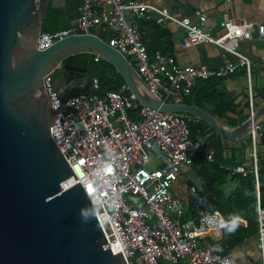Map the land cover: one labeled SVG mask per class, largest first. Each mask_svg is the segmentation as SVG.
<instances>
[{"label": "built area", "instance_id": "2783aa9c", "mask_svg": "<svg viewBox=\"0 0 264 264\" xmlns=\"http://www.w3.org/2000/svg\"><path fill=\"white\" fill-rule=\"evenodd\" d=\"M75 23L54 31H40L36 47L43 50L71 34H93L123 54L148 88L163 102L183 103L197 81L226 77L238 67H246L248 104L254 103L250 84V58L230 46L237 38L252 39L253 31L264 38V27L236 18L222 22L223 33L214 36L189 19H177L164 8L141 0H79ZM159 14L186 31L182 47L211 43L231 53L237 62L224 61L217 68L182 66L175 57L160 52L149 54L142 39L140 22ZM205 21V16H199ZM52 77L45 79V91L58 109L52 135L66 155L75 181L81 183L95 209L113 253L123 250L128 264H237L229 252H217L200 245L206 229L217 226L218 216L205 199L192 190L197 224L183 219L180 200L171 192L181 165L190 164L202 142L191 137L186 114L163 112L140 104L136 96L119 90L101 91L92 77L86 89L62 99L53 89ZM261 124L250 133L253 145ZM257 171L256 151L252 152ZM207 157H213V151ZM235 172L248 170L236 165ZM130 196V200H127ZM257 245L264 264V207L257 205Z\"/></svg>", "mask_w": 264, "mask_h": 264}, {"label": "water", "instance_id": "95a60500", "mask_svg": "<svg viewBox=\"0 0 264 264\" xmlns=\"http://www.w3.org/2000/svg\"><path fill=\"white\" fill-rule=\"evenodd\" d=\"M66 0H0V264H128L113 253L89 196L52 135L58 109L45 79L62 99L83 91L99 71L64 59L89 52L115 67L140 104L192 116L216 133L242 138L264 120V102L240 124L230 126L196 103H167L155 95L118 50L93 34H71L39 50L36 40L48 11ZM74 13V14H72ZM71 24L77 11H71ZM102 92H105L103 90Z\"/></svg>", "mask_w": 264, "mask_h": 264}, {"label": "crops", "instance_id": "0c3cea01", "mask_svg": "<svg viewBox=\"0 0 264 264\" xmlns=\"http://www.w3.org/2000/svg\"><path fill=\"white\" fill-rule=\"evenodd\" d=\"M141 1L166 9L169 14L177 19H189L192 23L214 36L223 33L222 22L229 18L242 19L253 23L255 27H258V25L264 27V0ZM65 2L67 10L64 11L60 9L61 14L58 18L54 17V20H57L58 25L62 28L71 25L73 18L70 12L77 3L76 0H66ZM200 15L205 16V21H200ZM140 31L146 46L148 45L154 52L157 51L164 55L175 57L177 62L182 66L204 65L209 68H217L227 60L237 62V58L234 55L225 53L222 49L211 43H201L187 48L182 47L180 45V40L186 35L185 29L176 25L173 21L163 18L159 14H153L151 19L141 21ZM252 35V39L237 38L230 42V46L240 50L250 58L251 91L254 103L257 106L264 102V38H259L256 30L253 31ZM212 78L216 79L209 80V78L197 81L193 87L195 90L187 101L192 104L197 102L195 99H199L207 106V111L209 110L210 113L217 116L225 124L230 126L240 124L251 113L248 104V77L246 67H238L234 73L226 77ZM89 81H92V79L88 78V82ZM202 89L213 92V95L210 94L212 98H206L207 94L205 97H202ZM187 116L189 117L188 124L191 122L193 126L199 128L198 132L195 133L191 130L190 133L192 138L202 142V148L205 147L206 143H209L207 142L209 136H212V138L218 142L219 148L223 153L220 157L222 161L230 159V154L234 153L237 160H241L238 165L242 164L245 168H251L252 166L255 178L254 193L257 200V210L260 192L258 159H264V139L260 137L264 129V120L260 123L261 130L255 139V145H253L251 132L242 138L223 137L216 133L206 122L189 115ZM210 150H212V147L209 151ZM254 150L257 155L256 172L254 170V163L251 155ZM194 158L192 163L181 165L179 177L171 187L172 194L180 200L183 207V219L191 224H197L198 222V215L194 208L191 191L196 190L200 195L206 193L207 183L205 180L210 173L207 171L205 165L206 162L210 163L214 157L211 159L199 156ZM234 166L236 167V165H233L228 166V168L233 170ZM228 181L229 182L226 183L227 191L232 190L233 185V183L231 185V179ZM208 209L217 214L219 222L221 219H224L218 209L210 206H208ZM240 216L246 221V223H242L240 226L247 227L248 222L246 218L242 215ZM226 233L227 231L219 228L218 225L211 226L206 229L204 235L199 237L198 242L200 245L210 247L212 250L220 253L229 252L237 264H262L261 251L257 245V228L241 241L229 245H227L225 241ZM182 264L187 263L186 261H182Z\"/></svg>", "mask_w": 264, "mask_h": 264}, {"label": "trees", "instance_id": "16d2710c", "mask_svg": "<svg viewBox=\"0 0 264 264\" xmlns=\"http://www.w3.org/2000/svg\"><path fill=\"white\" fill-rule=\"evenodd\" d=\"M77 3L75 6H80L79 0H76ZM49 19L46 22H43V31H54L62 28L58 25V21L54 20L56 18V11L53 9H49L48 11ZM147 47L148 53L151 55L154 51ZM152 48V47H151ZM158 48V47H157ZM63 62H67L76 67L83 68H91L99 71V84L101 91L103 90H119L120 86L124 84V79L120 75L119 72L116 71L115 67L102 58L99 55L89 53V52H80L73 55H70ZM91 78L92 77H88ZM216 78H210L209 80H215ZM91 81L87 83L86 89H88ZM212 86V85H211ZM194 88L192 89L191 94L194 92ZM206 89H202L203 94L202 97L210 98L213 92ZM82 91L75 90L71 95H76L81 93ZM129 89H127L124 93H128ZM191 96V95H190ZM185 98L184 102L191 104ZM212 98V97H211ZM196 104L201 108L207 110V106L200 101L199 99H195ZM209 111V110H208ZM264 122V121H263ZM235 126V125H232ZM188 127L190 132H198L199 128L193 126L191 122H189ZM261 138L264 139V129L261 132ZM250 140V139H249ZM208 144H205V147H201L197 152V156L199 157H207V153L209 149L212 147L213 151V160L208 163L206 162L205 167L210 175L206 178L205 182L207 183L206 193L201 194V196L205 199L206 205L212 208L218 209L225 220L229 218L230 215H242L246 218L248 224L247 227L240 226L234 233H226L225 241L227 245L235 244L245 238L249 233H251L257 227L256 221V195H255V178L251 168H246L249 170L246 176L242 174L236 173L228 166L238 165L241 160H237L234 156V153L230 154V159H225L222 161L220 159L221 149L219 148L218 142H216L212 136H209ZM195 159V158H194ZM235 167V166H234ZM231 179L232 190H226V183H228ZM258 179L260 182V192H259V204L261 207H264V159H258ZM239 215V216H240ZM218 252V251H217Z\"/></svg>", "mask_w": 264, "mask_h": 264}, {"label": "clouds", "instance_id": "9594fccd", "mask_svg": "<svg viewBox=\"0 0 264 264\" xmlns=\"http://www.w3.org/2000/svg\"><path fill=\"white\" fill-rule=\"evenodd\" d=\"M242 223H246L243 217L239 215H230L227 220L221 219L218 227L226 230L228 233H234Z\"/></svg>", "mask_w": 264, "mask_h": 264}, {"label": "rangeland", "instance_id": "374dc122", "mask_svg": "<svg viewBox=\"0 0 264 264\" xmlns=\"http://www.w3.org/2000/svg\"><path fill=\"white\" fill-rule=\"evenodd\" d=\"M131 62H133L134 67H136V61L133 58H130ZM130 196H127V200H130Z\"/></svg>", "mask_w": 264, "mask_h": 264}, {"label": "flooded vegetation", "instance_id": "af4514ba", "mask_svg": "<svg viewBox=\"0 0 264 264\" xmlns=\"http://www.w3.org/2000/svg\"><path fill=\"white\" fill-rule=\"evenodd\" d=\"M72 9H73L72 11H77L78 12L79 7L74 5ZM58 13H59V15L61 14L60 11Z\"/></svg>", "mask_w": 264, "mask_h": 264}, {"label": "bare ground", "instance_id": "6f19581e", "mask_svg": "<svg viewBox=\"0 0 264 264\" xmlns=\"http://www.w3.org/2000/svg\"><path fill=\"white\" fill-rule=\"evenodd\" d=\"M126 84V83H125Z\"/></svg>", "mask_w": 264, "mask_h": 264}]
</instances>
